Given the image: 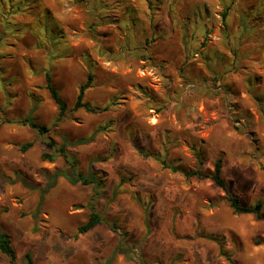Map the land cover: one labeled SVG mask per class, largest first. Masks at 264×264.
<instances>
[{
	"label": "rangeland",
	"instance_id": "1",
	"mask_svg": "<svg viewBox=\"0 0 264 264\" xmlns=\"http://www.w3.org/2000/svg\"><path fill=\"white\" fill-rule=\"evenodd\" d=\"M0 65V118L47 127L0 122V230L15 250L0 264H264V0H0ZM43 71L67 102L58 121ZM89 73L95 111L73 109ZM219 156L262 218L162 163L211 172ZM72 167L99 185L45 188ZM92 208L101 222L79 232Z\"/></svg>",
	"mask_w": 264,
	"mask_h": 264
},
{
	"label": "trees",
	"instance_id": "2",
	"mask_svg": "<svg viewBox=\"0 0 264 264\" xmlns=\"http://www.w3.org/2000/svg\"><path fill=\"white\" fill-rule=\"evenodd\" d=\"M35 2L37 0H34ZM41 5V3L39 2ZM43 12V11H42ZM41 12V13H42ZM45 15L46 13L43 12L42 15ZM223 21L226 17V11L222 14ZM50 19H47V22L50 24ZM47 25V23H44ZM43 30H45L46 35L48 37L49 42L55 43L60 38V31L56 30L52 24L48 26L47 28L42 27ZM61 39V38H60ZM44 74V87L47 90L50 98L55 103L57 107V117L56 121L60 120L64 113L67 110V102L63 99V97L60 95L58 89L54 85L52 81V77L48 71H43ZM92 80V75L89 73L87 75V79L84 83L80 84L78 87V91L74 100V103L72 105L73 109L78 108H84L87 111H95V107L91 106L88 102L83 101V94L87 88L90 87V83ZM4 83L5 78L3 74V67L0 65V88L4 89ZM16 95L15 93L11 95L12 98H14ZM5 97H9V93H5ZM6 100V99H5ZM4 100V101H5ZM10 100V99H9ZM7 101V100H6ZM5 101V102H6ZM0 122L2 123H12V124H19V125H27L31 128L37 130L39 133H45L47 131V127L44 124H40L37 122V120L33 117L32 113H28L25 115V117H18V116H12V117H1ZM32 141L27 140L22 142L18 145V148L20 151H26L28 148L32 146ZM45 144L48 147L54 146V141L52 139L45 140ZM56 151L61 152L64 155V148H58ZM195 156L197 159L198 164L201 163V157L198 151L195 152ZM42 159H48L49 161H53V157L51 154L43 152L41 154ZM162 163H165L166 167L170 168L172 171H180L186 178L190 177H197V178H205L208 177L211 179L213 184L216 186L222 188L224 192L226 193V199L232 208V211L236 214H242V213H254L257 218H262L263 214L261 212V203L257 202L253 206L244 205L241 202L240 197L237 194H234L230 192L227 188V184L222 177V167H223V158L221 156L217 157L213 164V170L211 172H203L199 167L192 168V169H183V168H177L174 165H170L166 163L165 161H162ZM74 164V163H72ZM73 166V165H72ZM47 176V185L46 189H49L56 181V178L59 176H64L70 183H81V184H90L93 183L95 185H99V181H96L95 175L93 173H90L89 175H85L80 171H76L74 167L71 168V171H68L67 169H57L53 171L52 173H45ZM44 189V190H46ZM101 217L99 213L95 210V208H92V211L89 213L88 219L78 227L79 232H86L93 228L96 224L101 222ZM0 252L4 254L10 261L15 260V250L11 244V240L8 236V234L2 230H0ZM112 260V256L108 258L107 262L104 264H108L109 261ZM32 262V256L30 253H26L24 255V263L23 264H31Z\"/></svg>",
	"mask_w": 264,
	"mask_h": 264
}]
</instances>
